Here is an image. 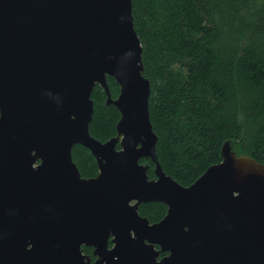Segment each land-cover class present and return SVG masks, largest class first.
Listing matches in <instances>:
<instances>
[{"label": "water", "instance_id": "1", "mask_svg": "<svg viewBox=\"0 0 264 264\" xmlns=\"http://www.w3.org/2000/svg\"><path fill=\"white\" fill-rule=\"evenodd\" d=\"M143 71L132 0H0V264H264V165L227 140L191 184L167 175ZM95 85L120 114L104 142L89 132ZM151 202L168 206L153 224L137 211Z\"/></svg>", "mask_w": 264, "mask_h": 264}, {"label": "trees", "instance_id": "2", "mask_svg": "<svg viewBox=\"0 0 264 264\" xmlns=\"http://www.w3.org/2000/svg\"><path fill=\"white\" fill-rule=\"evenodd\" d=\"M134 27L149 79V116L163 171L191 184L220 161L224 141L237 155L264 165V0H132ZM112 98L119 93L107 77ZM89 132L104 142L116 135L120 114L99 85L91 94ZM72 158L83 177L98 173L81 145ZM148 175L154 178L149 159ZM157 220L161 203L140 208Z\"/></svg>", "mask_w": 264, "mask_h": 264}, {"label": "flooded vegetation", "instance_id": "3", "mask_svg": "<svg viewBox=\"0 0 264 264\" xmlns=\"http://www.w3.org/2000/svg\"><path fill=\"white\" fill-rule=\"evenodd\" d=\"M134 203H135V201L131 202V205H133ZM151 203H161V204H163V205L165 206V214H164L161 218L152 221V220H150L147 216H145L144 214H141V212H140V208H141L142 206H144V205H146V204H150V203L140 204V205L138 206V210H137V211H138V213H139L140 216L147 218V219L149 220V223L153 224V223H157V222H159L160 220H162V218H163V217L166 215V213H167L168 206H167L166 204L162 203V202H151ZM113 238H114L113 235H110V236L108 237V239H107V250H111V249L113 248V246H114V243H113V241H112ZM81 249H82V253H83L84 255L89 256L91 262H94V261L98 258V256H96V255L93 254V250H94L93 247L82 245V246H81ZM155 250H157V251L160 250V246H159V245H155ZM168 254H169L168 252H160V253L158 254V256H157V259L160 260L161 258L165 257V256L168 255Z\"/></svg>", "mask_w": 264, "mask_h": 264}]
</instances>
